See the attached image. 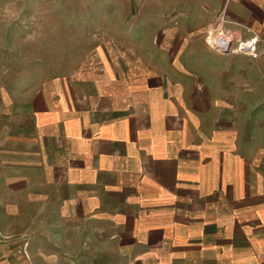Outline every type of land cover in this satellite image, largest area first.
Instances as JSON below:
<instances>
[{
	"label": "crops",
	"instance_id": "obj_1",
	"mask_svg": "<svg viewBox=\"0 0 264 264\" xmlns=\"http://www.w3.org/2000/svg\"><path fill=\"white\" fill-rule=\"evenodd\" d=\"M0 1L11 17L22 3L23 30L64 32L54 0ZM76 1L70 32L107 35L105 53L115 41L108 65L173 62L138 47L126 24L139 20L142 0ZM146 1L174 17L175 6L190 15L195 0ZM127 48L137 54L125 62ZM39 63L38 85L0 90V230L21 237L0 245V264H264V126L248 124L252 111L247 126L222 128L190 109L191 95L185 107L189 90L146 89L115 68L63 75Z\"/></svg>",
	"mask_w": 264,
	"mask_h": 264
},
{
	"label": "rangeland",
	"instance_id": "obj_2",
	"mask_svg": "<svg viewBox=\"0 0 264 264\" xmlns=\"http://www.w3.org/2000/svg\"><path fill=\"white\" fill-rule=\"evenodd\" d=\"M211 1L212 4L207 3L209 0L192 1L190 15L175 6L174 17L170 16L171 12L167 8L159 6L157 1H136V18H140L135 24L127 18L126 24L135 25L132 36L136 37L138 47L142 42L143 47L148 46L150 53L173 60L167 64L169 66L163 67L165 71L162 67L158 69L139 63L128 64L129 54H137L131 48L124 50L127 63L108 65L107 57L113 53L112 45L115 41H111L110 47L106 46L105 53L102 43L107 35L70 32V24L80 19L75 18L76 13L73 11L78 5L76 0H54L48 4L49 7L63 9L64 32L60 35L39 33V30L32 27L23 30L22 3H16L14 17L0 13V74L10 73L18 77V80L15 83L0 81V90H21L27 85H38L34 81L30 82V77H39L41 69L45 67L40 66V61H45L47 73L62 72L63 75L102 74L115 68L118 73L128 76V79H134L137 85L148 86L146 89L159 84L161 91L166 93L173 90L175 95L183 89L186 92L189 90L190 94L184 93L185 107L188 105L186 97L191 95L189 100L193 104H189L190 109L202 114V117L209 116L212 120L209 121L214 125L217 123L219 127H231L237 122L245 126L248 115L252 120L248 124L252 125L254 122L256 127L264 126L262 4L257 0H224L221 3ZM3 4L5 3L0 1V7ZM181 4L183 5L182 2L179 5ZM201 4L206 5L204 12L200 8L201 12L198 11ZM200 15H204V19ZM49 20L50 18L44 19L45 22ZM92 38L94 41L99 39L97 49L90 48L94 44ZM41 41L46 43V49L35 48L37 42ZM121 42L133 44L130 41ZM55 45H61V48L58 50L54 48ZM225 47L227 52L223 49ZM162 71L164 73L161 75L164 76L154 78L155 72ZM188 73L189 79L184 77ZM176 98L183 102V94ZM184 104L178 106L183 107ZM236 108L238 113L234 112ZM247 111L252 112L247 115ZM210 122L207 121L208 127ZM15 239L19 240L21 237L0 230V245L14 243ZM23 244L27 247L26 242Z\"/></svg>",
	"mask_w": 264,
	"mask_h": 264
},
{
	"label": "water",
	"instance_id": "obj_3",
	"mask_svg": "<svg viewBox=\"0 0 264 264\" xmlns=\"http://www.w3.org/2000/svg\"><path fill=\"white\" fill-rule=\"evenodd\" d=\"M227 47H225V48H223V49H225L226 50V52L228 51V49H226Z\"/></svg>",
	"mask_w": 264,
	"mask_h": 264
}]
</instances>
